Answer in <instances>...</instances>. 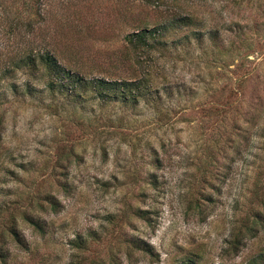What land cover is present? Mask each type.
<instances>
[{
	"label": "rangeland",
	"instance_id": "374dc122",
	"mask_svg": "<svg viewBox=\"0 0 264 264\" xmlns=\"http://www.w3.org/2000/svg\"><path fill=\"white\" fill-rule=\"evenodd\" d=\"M0 264H264V0H0Z\"/></svg>",
	"mask_w": 264,
	"mask_h": 264
},
{
	"label": "trees",
	"instance_id": "16d2710c",
	"mask_svg": "<svg viewBox=\"0 0 264 264\" xmlns=\"http://www.w3.org/2000/svg\"><path fill=\"white\" fill-rule=\"evenodd\" d=\"M158 30L153 29H142L137 31L136 33L130 34L126 37V41L128 44H130L134 49H142L147 48L152 45H156V40L154 38V35ZM199 38V35H197ZM155 41V42H154ZM28 62V66H30L32 63L31 60ZM34 63H37L40 65L43 70H45L50 76H53L54 78H58L61 80L58 87L62 86L64 88L70 89L71 93H74L76 89L83 87V81L76 75H72L71 73L65 71L56 61V59L50 55L49 53H45L37 60H35ZM37 66H35L36 68ZM94 83L91 85L93 89L96 90L99 94H114L115 97H119L120 99H127L132 91L136 92V86L138 84H135V82L130 83L126 81H105V80H96L93 81ZM54 83H50L47 87L50 90H53ZM32 225L37 224L32 221ZM12 235L16 240H19V236L16 233V231L12 230ZM136 245H138V249L143 251H148V245L145 244L142 241H136Z\"/></svg>",
	"mask_w": 264,
	"mask_h": 264
}]
</instances>
